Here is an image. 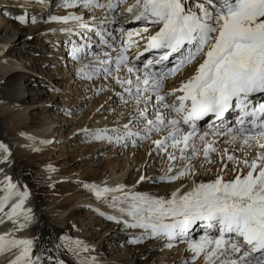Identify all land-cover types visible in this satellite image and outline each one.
Here are the masks:
<instances>
[{
    "label": "snow or ice",
    "instance_id": "snow-or-ice-1",
    "mask_svg": "<svg viewBox=\"0 0 264 264\" xmlns=\"http://www.w3.org/2000/svg\"><path fill=\"white\" fill-rule=\"evenodd\" d=\"M36 2L43 4L44 0ZM125 2L61 0L58 6L79 8V14L69 11L49 16L50 21L66 25L60 31L79 35L84 41H68L73 44L74 61L92 57L76 71L89 81L100 76L114 80L122 89L115 96L125 105L132 102L123 122L115 127L83 131L93 140L124 146L164 132L152 140L148 153L149 157L167 158L168 166L159 179L189 184L180 183L163 196L129 191L121 185L83 187L116 211L99 215L143 230L136 243L158 239L168 248L184 243L193 264L201 257L203 264H264V103L254 100L255 94H264V0H134L124 7ZM129 16L144 27L127 32L126 37L123 27L109 30ZM14 19L20 24L28 22L25 15ZM31 21L35 23L36 17ZM133 35L144 42L143 51L131 39ZM92 36L98 37L95 53ZM133 46L138 50L130 60L128 52ZM152 50L159 55L140 61L143 52ZM174 55L177 59L170 62ZM186 66L191 73L165 90L168 78L177 77ZM233 108L237 118L225 125L226 114ZM121 115L116 114L117 121ZM205 118L209 127L199 132L198 122ZM221 141L228 147H216ZM177 152L181 163L174 169ZM10 156L9 146L0 142V173L11 163ZM197 158L200 163L194 164ZM145 167L137 184L155 180ZM0 184L4 192L0 224L8 220L13 225L0 233V252L16 250L8 264H65L50 252L47 257L42 250L33 255L32 239L11 235L32 221L31 209L24 207L29 193L6 174ZM194 227L203 233L198 239L190 236ZM61 240L77 264H96L88 245L71 238Z\"/></svg>",
    "mask_w": 264,
    "mask_h": 264
},
{
    "label": "bare ground",
    "instance_id": "bare-ground-1",
    "mask_svg": "<svg viewBox=\"0 0 264 264\" xmlns=\"http://www.w3.org/2000/svg\"><path fill=\"white\" fill-rule=\"evenodd\" d=\"M128 2H134V0H126L125 3ZM60 3L61 0H44L43 4L37 3L36 0H0V142L7 144L11 153V163L4 167V173H0V181H3L6 174L21 191L27 188L29 195L24 201V207L31 209L32 216V221L27 228L13 231L11 235L32 239L33 255L38 250H42L47 257L50 252L53 257L64 260L65 264H77V260L62 246L64 241L61 237L71 238L72 241L80 240L88 245L89 254L96 257V264H186V262L193 264L190 260L192 253L185 250L184 243H176L172 248L166 247L165 242L158 239H144L136 243L135 239L143 230L124 227L123 224H117L99 215V212L114 215L116 211L108 207L104 198L97 199L93 192L83 187L84 184L93 183L99 187L121 185L129 191L163 196L179 187L180 183L188 186L189 182L161 181L159 177L164 175L168 166L167 158L155 154L149 157L152 143L146 140L124 146L93 140L83 131V129L115 127L117 122H123V117L132 107V102L129 101L125 105L124 100L115 96V93L122 89L119 85H115L114 80L105 79L103 76H100L101 79L93 77L97 78L94 83V81L86 80L76 71L83 64H87L92 57L85 56L80 61H74L73 44L68 41L81 43L84 41L79 35H68L60 31L66 25L49 20L50 15L62 16L69 11L79 14V8H63L58 6ZM7 6L14 11H20L22 15L35 16L36 22H31L29 26H22L6 14L9 11ZM39 10L41 13L35 15ZM96 15L100 16L99 10ZM86 19L89 18L86 17ZM118 27L125 29L126 37L127 32L134 33L142 29L144 24L134 22L130 17L126 21H121L120 25H111L109 30ZM25 30L28 31L23 34ZM21 35L27 36V39L23 40ZM61 39H63V45L59 46ZM131 39L138 41L141 45L139 50L143 51L144 42L135 35ZM93 41H97L98 44V37L92 36L91 42ZM34 43L41 45L39 53L42 59L34 57L35 59L31 60L22 57L26 55L27 47ZM65 46H68L69 52L63 48ZM49 48H52L51 51ZM11 49L17 51L20 59L10 55ZM137 50L136 46L129 49L130 60ZM92 51L94 53L97 51L96 46L93 45ZM111 54L114 56L115 52ZM143 55L151 58L158 56L159 51L143 52ZM173 58L174 56L169 58L170 62ZM40 59L43 60L40 77L27 74L25 71L28 69L39 72L34 64L39 63ZM46 61L52 67L44 66ZM170 62L169 67L172 66ZM190 73L191 67L186 66L177 77H169L165 90L178 85L179 78L187 77ZM36 78L39 80L38 85L34 83ZM68 79L73 80L68 82ZM59 85L64 88L60 90ZM74 86L78 93L81 92L80 95L72 93ZM26 93L28 94L25 95ZM93 95L97 96L96 99L92 98ZM78 102L80 106L76 107V110L71 109L69 104H78ZM114 102H119L118 108L124 110L121 121L116 120V115L112 111L105 112L106 108H112L111 105ZM102 105L104 107H101ZM231 117L224 124L231 125L233 119ZM204 122H209L208 118L198 122L199 132L208 129L209 126ZM161 133H155L152 137L160 138ZM76 138L79 139L78 145H76ZM42 141H50V143H42ZM216 147L224 149L228 145L221 141ZM56 153L59 154L55 159L53 155ZM69 157L71 162L67 161ZM155 159L156 162H154ZM23 160L30 162L36 170L34 178L38 184L37 188L26 177ZM14 161L21 166L19 181L11 175ZM145 161L146 164H144ZM60 163L62 166L58 168ZM180 163L179 152H177V160L173 162L174 169ZM193 163L199 164L200 159L193 160ZM146 165L147 175L155 177V180L137 184L136 181L143 174ZM84 166H86L85 169H83ZM205 167H211V165H205ZM86 169L89 173L83 175ZM3 194V184H0V196ZM110 199L111 194L108 196V200ZM8 207L9 205L5 206L6 210ZM12 228L11 221L5 220L0 224V233ZM65 231L67 233H64ZM34 232H37L36 237H32ZM202 234L198 227H194L190 236L198 239ZM57 244L61 245L59 249L55 247ZM15 251L0 252V264H8ZM195 264H203L202 257L198 258Z\"/></svg>",
    "mask_w": 264,
    "mask_h": 264
},
{
    "label": "rangeland",
    "instance_id": "rangeland-1",
    "mask_svg": "<svg viewBox=\"0 0 264 264\" xmlns=\"http://www.w3.org/2000/svg\"><path fill=\"white\" fill-rule=\"evenodd\" d=\"M9 7L10 6H7V8L9 9ZM77 10H79V9H77ZM39 13H41V11L39 10V11H36V13H35V15H38ZM6 14H8V15H10L11 17H16V16H20V15H22L21 13H20V11H14V9H9V11H7L6 12ZM26 17H28V22L26 23V24H21L22 26H29L30 24H31V17L33 16V15H25ZM42 17V16H41ZM37 20V19H36ZM27 31L28 30H25L24 32H23V34H26L27 33ZM21 38L24 40V39H27V36H25V35H21ZM60 42L61 43H59V46L62 44L63 45V39H61L60 40ZM51 44V43H50ZM96 44H97V41H93L92 42V45H94V46H96ZM49 45V44H48ZM53 45V44H52ZM40 46L41 45H38V44H36V43H34L32 46H28L27 47V53H26V55H23L22 57H27V58H30L31 60H34L35 58H37V57H39V58H41L40 57ZM54 46V45H53ZM59 46H56V47H59ZM64 49H67L68 50V52H69V49H68V46L66 47H63ZM50 49V48H49ZM52 49V48H51ZM51 49H50V51H51ZM105 50H107V49H105ZM17 51L16 50H14V49H11L10 50V55H12L13 57H18V54L16 53ZM67 55H69V53L67 54ZM66 55V56H67ZM128 55H129V57L131 56V54L130 53H128ZM145 55V54H144ZM143 55V56H144ZM143 56H141L140 57V61H143V60H147V59H149V56L147 57V56H144V58L141 60V58L143 57ZM35 57V58H34ZM51 57H53V54H51ZM67 58V57H66ZM18 59H20V57H18ZM42 59V58H41ZM38 60V61H40L39 63H37V64H34V66H36V68H37V70H39V72L37 71V72H33V71H31L30 69H28V70H26L25 72L27 73V74H33V75H36V77L38 76V77H40V71H41V67H42V63H43V60ZM65 59V58H64ZM54 62V61H53ZM46 64L44 65V66H46L47 68H50V67H52V65H49L48 63V61H46L45 62ZM66 63H68V59H66ZM138 65L140 66V62L138 61ZM60 67V66H59ZM102 77H100V79H101ZM37 79V78H36ZM38 80V79H37ZM34 81V83L35 84H37L38 85V82H39V80L38 81ZM73 79H68V82H70V81H72ZM96 80H97V78H93V80L92 81H94V83L96 82ZM60 86V85H59ZM78 86H79V84H78ZM64 87L63 86H60V90L61 89H63ZM76 88V86H74L72 89L74 90L72 93H74L75 95H80V93H78V90H76L75 89ZM72 89H70V90H72ZM82 91H84V89L82 90ZM28 93H26L25 95H27ZM95 97V98H94ZM96 97L97 96H95V95H93L92 96V98L93 99H96ZM89 98H91V97H89ZM82 100V99H81ZM119 103V102H118ZM118 103H116V102H114V104H112L111 105V107L112 108H110V109H114V111H112V113H115V115L117 114V113H121L122 115H123V112H124V110H122L123 108H121V110H122V112H121V110L118 108ZM70 105V107H71V109H75L76 110V107H79L80 106V103L78 102V104H76V103H71V104H69ZM124 105V104H123ZM124 108H125V105H124ZM119 111V112H118ZM105 112H109L110 113V111H105ZM121 115V116H122ZM39 116H41V114H39ZM42 117V116H41ZM10 130L8 129V132H9ZM162 134V136H163V134H164V132H162L161 133ZM165 135V134H164ZM152 140H154V138L152 137L151 139H149V140H146L148 143H152ZM59 141V140H58ZM76 145H78L79 144V139L77 140V138H76ZM59 153H56V154H54L53 155V157L56 159L57 158V155H58ZM71 160V157H69V159L67 160V161H70ZM77 161V160H76ZM71 162V161H70ZM154 162H156V159L154 160ZM154 162L152 163V164H154ZM23 164L25 165L24 166V172H25V175H26V177L27 178H29V180H31L32 181V184L35 186V188H37L38 187V184L36 183V180H35V178H34V176L36 175V170L33 168V166L31 165V163L30 162H28V161H26V160H23ZM144 164H146V161H145V163ZM151 164V165H152ZM70 165H71V163H70ZM158 165V164H157ZM62 165H61V163H60V165L58 166V168H60ZM67 166V165H66ZM65 166V167H66ZM74 166V165H73ZM20 163H18L17 161H14V163H13V166H12V169H11V175L14 177V178H16V180H18L19 181V176H20V173H19V170H20ZM151 167V166H150ZM149 167V168H150ZM86 168V166H84L83 167V169H85ZM88 171V169H86V171H85V173L83 174V175H85L86 173H89V171ZM145 171H146V168H144L143 169V174L145 173ZM82 175V176H83ZM87 175V174H86ZM64 233H67V231H65ZM36 235H37V232H34V233H32V237H36ZM40 245H41V241H40V239H39V241H38V246L40 247ZM39 251V250H38Z\"/></svg>",
    "mask_w": 264,
    "mask_h": 264
}]
</instances>
